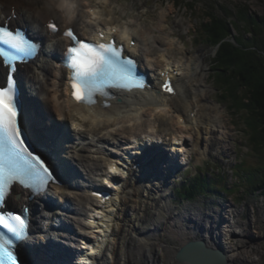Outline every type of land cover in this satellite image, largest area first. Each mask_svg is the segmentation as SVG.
<instances>
[{"label":"bare ground","instance_id":"6f19581e","mask_svg":"<svg viewBox=\"0 0 264 264\" xmlns=\"http://www.w3.org/2000/svg\"><path fill=\"white\" fill-rule=\"evenodd\" d=\"M83 2L85 1L0 0L2 17L10 16L16 9L18 13H22L21 23L29 26L47 42V57L27 66L23 71V82L33 106L30 110L31 118L24 122L48 152L55 150L53 138L56 143L64 144L59 147L60 153H56L55 160L60 161L59 169L68 179L66 188L49 192L43 200H39L41 202H30L26 195L13 197L12 203L15 206H31L32 236L21 248V253L36 264H53L46 259L45 249L43 251L40 248L54 247L64 250L65 245L70 247L75 238H84L96 250L92 254L81 251L82 255H86L81 264H127L129 260L131 264H145L140 261L141 255L145 256L146 264H174L175 251L169 246H163L155 238L156 225L163 223L162 215L164 212L169 213V205L155 207V220L145 222V227L132 221L130 216L137 213L140 207H137L138 204L144 205L147 201L155 204L159 194L167 190L166 177L162 173L163 166L168 168L172 164L179 166L185 163L176 162L179 156L186 154L185 145L188 141L184 131L197 132V128L198 131L203 129L206 136L218 135L219 131H223L217 106L204 99L207 96L206 79L203 76L204 62L196 61L195 67H192L190 60L174 61L167 47L175 45L176 40L169 42L162 36L155 38L150 30L138 31L133 27V22L130 25H119L114 21L111 9L107 11L106 16L101 9L89 14L87 9L91 6L84 7ZM49 18L57 19L63 28L74 27L82 36H94L100 29L115 27L116 37L120 40L127 42L135 38L137 46L131 53L140 57L142 66L149 70L157 81L163 80L162 73L170 75L174 81L176 95L169 97L155 87L151 91L126 94L107 111L75 105L68 97L65 73L59 70L57 63L53 64L52 60L54 56L61 54L68 43L60 35L55 37L54 42L49 43L45 27ZM164 19L166 16L163 14L159 26L152 28L160 29L162 33ZM139 28L143 29L142 26ZM125 34L127 39H123ZM160 48L165 49L161 51ZM155 49L161 51L157 58L158 51L155 52ZM58 133H61V137L56 135ZM67 136L70 137L69 144L65 142ZM138 140L141 142L138 143ZM175 141L179 143L178 149L173 148ZM131 146L136 148L132 149L135 152L126 159L129 163L126 168L128 170L116 172L121 175L116 178L121 190L116 192L114 206L108 211H97L100 202L91 196L93 187L102 185L103 178L110 174L108 167L113 163V159L119 161L120 152L122 155L129 154L123 150ZM138 146H148V151L143 157L144 171L141 173L130 169L133 165L131 160L138 158ZM55 195L59 196V203L53 202ZM89 208L92 209L89 214L91 219H99L98 227L87 221ZM96 213L97 216L94 217ZM183 213L184 211L178 212L175 215L177 218L172 219V233L180 246L190 239H203L211 247H223L227 264H235L238 261L241 254L236 253L237 250L235 251L225 239L233 227L230 225V219H225L228 213L223 216L208 215L207 218H211V221L191 219ZM185 222H192L193 225H187ZM115 224L118 226L115 227ZM148 225L155 226L154 230L146 227ZM77 229L83 232L79 235L80 238L77 237ZM63 235L68 238L63 239ZM55 239L59 241L53 243L52 240ZM127 240H130L129 248H126ZM128 250L133 255L129 256ZM64 253L67 255L68 251L64 250ZM55 256L57 257L56 254Z\"/></svg>","mask_w":264,"mask_h":264},{"label":"rangeland","instance_id":"374dc122","mask_svg":"<svg viewBox=\"0 0 264 264\" xmlns=\"http://www.w3.org/2000/svg\"><path fill=\"white\" fill-rule=\"evenodd\" d=\"M83 1L86 2H83L84 7L92 6L101 9L105 16L107 11L113 10L112 17L119 25H130L133 22V27L138 31L145 32L150 30L149 32L155 38L162 36L167 38L169 42L176 40L175 45L167 47V51L174 61L183 62L190 60L189 63L192 67H195L196 61L201 63L203 61V76L206 79L205 87L207 92V96L204 99L208 103H213L217 106V114L219 117L221 116L220 120L223 125V131H219L220 134L218 133V135L209 134L206 136L205 130L200 129L201 131H198V128L196 129L197 132L184 131L188 141V144L185 145L186 154L179 156L177 160L180 163L185 161V163L183 162L184 164L179 166L172 164L168 168L163 166L162 173L166 177L167 190L159 194L157 199H155V204L148 201L144 205L138 204L137 207L140 206L139 210L134 216H130V219L145 227V222H154L155 220L156 211L153 209L160 206L164 207L165 204H168L170 211L168 214L166 212L163 213L162 216L165 220L163 219L162 224L156 225L157 232L156 237H154L163 246H169L176 252L180 248V244L172 233L174 231L172 219L177 218L175 215L178 212L184 211L183 214L190 216L191 219H205L206 221L212 220L207 218L210 214L219 215V213H222L226 215L228 213V217L226 216L225 219H230V225L231 227L233 225V227L230 228V233L226 235L225 239L227 243L229 242L228 244L235 248V251L237 250L236 253L241 254L235 264H264V194L248 192L244 186L239 187L240 190L239 188H234V192L223 197L201 196L192 202L177 198L173 194V190L176 187H180L185 180L195 177L199 172V167L204 173L208 172L212 175L217 174V169L224 171L229 185L233 188L234 184L239 183L237 176L232 173V170H235L237 165L243 162L245 167H257L261 164L248 146L247 135L244 131L246 126L242 118L245 117V113H233L228 108L212 78L214 73L212 71V60L216 54V48H212L207 44L203 33V24L208 22V13L221 14L220 5L231 9L235 6H247L252 16L264 17V0ZM163 14L166 19H164V30L161 33L160 29H153L152 27L157 28L159 26ZM138 26H142L143 29ZM259 27V29H264L262 24H259ZM163 49L160 48L161 51ZM161 51L155 49V52H157L156 58ZM200 135H202V140L199 139L198 141ZM132 200L136 201L135 199ZM183 214L182 216H184ZM188 224L193 225L192 222H188ZM117 226L115 224V227ZM146 227L152 230L155 228L152 225ZM129 242L130 240H127L126 248H129ZM128 254L129 256L133 255L131 251ZM106 256L107 258L110 257L108 254ZM140 261L146 264L145 256L141 255ZM175 261L174 259V264H179L175 263ZM127 264H131L130 260Z\"/></svg>","mask_w":264,"mask_h":264},{"label":"snow or ice","instance_id":"6c2138e0","mask_svg":"<svg viewBox=\"0 0 264 264\" xmlns=\"http://www.w3.org/2000/svg\"><path fill=\"white\" fill-rule=\"evenodd\" d=\"M47 27L53 32L57 30L53 23ZM110 31L116 33L117 28L113 27ZM64 36L71 41L65 52L64 66L71 71L70 95L76 103L90 106L96 102L97 94L107 97L105 89L108 88L133 92L145 87L144 79L138 72L137 61L126 56L123 45L117 44L113 37L104 42L105 35L100 32V42L89 43L78 39L71 28L64 32ZM123 39H127L126 34ZM0 45L13 50L12 54L0 51V64L8 69L6 85H0V264H18L16 248L29 227L27 212L25 209L20 214L5 211L6 197L13 184L40 192L49 182L56 183V178L51 165L31 150L26 139V129L19 123L15 65L33 56L38 46L25 39L22 31H14L2 23ZM161 87L167 93L174 91L168 80ZM109 171L116 173L117 168L110 167ZM105 183L108 181L105 180ZM96 195L98 199L101 198L99 194Z\"/></svg>","mask_w":264,"mask_h":264},{"label":"trees","instance_id":"16d2710c","mask_svg":"<svg viewBox=\"0 0 264 264\" xmlns=\"http://www.w3.org/2000/svg\"><path fill=\"white\" fill-rule=\"evenodd\" d=\"M219 7L221 14L210 10L208 22L203 24L207 44L216 48L212 78L228 108L233 113H245L242 118L248 146L261 164L237 165L232 173L239 183L233 188L224 171L217 169L212 175L199 167L194 178L174 189L177 198L189 202L201 196L223 197L243 186L248 192L264 194V29H259V24L264 26V17L252 16L247 6Z\"/></svg>","mask_w":264,"mask_h":264},{"label":"water","instance_id":"95a60500","mask_svg":"<svg viewBox=\"0 0 264 264\" xmlns=\"http://www.w3.org/2000/svg\"><path fill=\"white\" fill-rule=\"evenodd\" d=\"M179 264H227L222 246L211 247L203 239H190L175 252Z\"/></svg>","mask_w":264,"mask_h":264}]
</instances>
